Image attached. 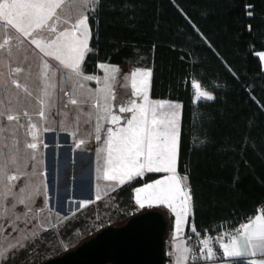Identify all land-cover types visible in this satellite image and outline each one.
<instances>
[{"label":"trees","instance_id":"1","mask_svg":"<svg viewBox=\"0 0 264 264\" xmlns=\"http://www.w3.org/2000/svg\"><path fill=\"white\" fill-rule=\"evenodd\" d=\"M87 16L83 72L95 73L100 61L149 67L150 96L181 102L176 170L191 189L195 227L235 226L264 205V0H99ZM193 80L213 99L193 102ZM154 176L125 182L96 220L57 233L48 227L32 242V255H10L2 264L37 263L121 223L145 208L135 209L132 188ZM153 207L170 237L172 214Z\"/></svg>","mask_w":264,"mask_h":264},{"label":"snow or ice","instance_id":"2","mask_svg":"<svg viewBox=\"0 0 264 264\" xmlns=\"http://www.w3.org/2000/svg\"><path fill=\"white\" fill-rule=\"evenodd\" d=\"M88 5H91V10H95V6L99 4V0H85ZM73 0H3L0 3V32L4 38L0 42V50H6L11 55V48L6 47L10 44L11 37L7 35L8 30H15L24 37H31L33 33H38L44 29H48L52 33H58L54 39L45 43L39 38H33L31 43L34 44L41 53L46 57H52L59 62V67L56 71L60 72L65 80L69 81L73 92L75 89L83 88V81L92 80V76H84L81 64L85 54L90 51L88 41L90 39L91 30L87 27L88 16L83 15L79 18L72 16ZM67 8L68 15L65 16ZM51 22V23H50ZM63 22L69 27L58 31V25ZM104 69L106 76L104 78V88L99 92L103 96L104 103L99 100L92 106L94 108H102L103 114L97 115V119L110 121L111 124L117 125L120 122V117L112 114L111 101L115 100V94L112 91L111 81L115 80V73L118 69L101 64L99 66ZM50 65L44 62V71L42 77L45 81L43 87L44 104L48 99V69ZM24 72V68L16 67L10 69V74L13 77L16 74ZM151 72H140L139 70L131 74V88L137 94H141V98L145 101L144 105H137L135 101L129 106H121L120 112H134L127 122L126 127H120L118 130L113 128L106 129L107 136L104 139L105 147L101 150L104 153L102 157L103 163L97 168V181H115L118 184H124L136 177H141L145 172H163L170 175L163 179L155 181V183L147 184L143 188L137 189L136 203L140 208L145 207L147 203L151 206L153 203L167 204L176 215V235L179 237L181 225L187 224L188 217L191 215V189L184 181L186 177L181 178L176 175V161L178 149V131L176 127V112H160L157 110L165 107L164 103L149 104L146 89L148 78ZM138 77L143 79L138 80ZM100 83V80H97ZM11 83L17 89H22L27 92V87L22 86L15 78ZM194 95L197 100L201 98L213 99L211 95L201 90L199 83H193ZM67 94V93H66ZM31 95V93H28ZM78 103H90V98L78 102L73 96H69V104L77 105ZM67 106V105H66ZM169 109H179L180 105H169ZM21 115L28 117L27 111L21 113H0L6 121H16L19 123ZM39 116L43 119L45 111L39 112ZM47 127L43 131H49ZM97 132L100 131L97 125ZM37 124L32 123L30 118L27 126V135L31 140L25 141V148L37 150L38 143ZM100 140L99 135L96 136ZM18 143V142H17ZM85 143L84 140H79L76 144L80 147ZM46 147V145H45ZM7 150V145L3 146ZM8 160L15 163V159L10 155V150L4 152ZM100 156V152H98ZM31 159L35 160V152L31 154ZM17 174H9V181H16ZM8 192L14 185H7ZM96 199L102 198L100 186L97 184ZM112 190H115L114 188ZM24 189H21L23 192ZM5 193L4 195H6ZM41 194L39 187H33L31 194L19 199V203L25 204L28 211H32L29 206L34 195ZM106 194V192L104 193ZM178 202V206H177ZM88 202L81 201L82 206H86ZM43 211V208L39 209ZM192 231L196 232L194 224ZM198 235V234H197ZM227 238V242H221ZM216 242L220 243L221 258L230 259L233 264H257L252 257L260 256L262 259L259 264H264V214H257L254 218L249 219L246 223L240 225L234 232L223 233L215 238ZM202 250L201 258L205 260H214L216 256L213 249V238H206L200 241ZM177 260L176 264H189V261H196L197 256L187 247L186 241L177 245ZM248 257L247 261L244 260ZM4 254L0 253V259H3Z\"/></svg>","mask_w":264,"mask_h":264},{"label":"rangeland","instance_id":"3","mask_svg":"<svg viewBox=\"0 0 264 264\" xmlns=\"http://www.w3.org/2000/svg\"><path fill=\"white\" fill-rule=\"evenodd\" d=\"M0 3H3V0H0ZM71 7L73 9V18H79L87 15V11L91 6L85 0H73ZM64 15H68L67 8L65 9ZM66 27H69V25L61 22L58 25V31ZM87 27L89 28L88 21ZM56 34L58 33H52L48 29H44L38 33H33L31 37H24L15 30L9 29L7 35L11 37V41L6 47L11 48V55L6 50H0V113H6L8 111L21 114L27 111L28 113L27 118L21 115L19 123L16 121L9 122L4 120L3 117H0V253H3L5 258L10 255H20L21 253L23 256L28 257L35 252L37 245L36 243L32 244V242H34L35 237L41 231L49 227V229L57 233L63 226H77L80 223L96 220L105 206L115 203V196H109L99 204L87 205L76 213L69 214L66 218L55 224H51L53 220L50 218L53 216L48 215L49 217H44L47 215L45 211L47 208L46 192L48 185L51 183V176L49 169L44 166L47 148L45 150L43 146L47 144L43 141V128H50L53 125L67 127L69 126V119L72 117V124L78 132L81 131L80 128L82 126L79 118L74 119L80 109L76 105L69 103L67 106L64 105V95L58 92L59 78L63 77L60 72L56 71L59 67V62L52 57L44 56L31 43L33 38H39L47 43L54 39ZM3 38L4 35L0 32V42H2ZM259 54L264 61V51H261ZM45 61L50 65L48 69L49 78L47 80L49 96L45 103L42 104L41 100L44 96L43 87L45 83L42 72L44 71ZM16 67L24 68V72L16 74L13 77L10 74V69H15ZM13 78L22 86H26L27 92L15 88L11 83ZM193 83L199 82L193 80ZM201 90L211 96L213 95L210 90L204 88L202 85ZM28 93H31V95H28ZM192 98L193 102L197 101L194 95V89ZM169 105H180L181 107V102L174 99L168 100L167 106ZM42 108L45 111V117L43 119L39 116ZM171 111H175L177 114L176 127L179 132L180 108L169 109L168 107V112ZM84 114L85 111L83 109V117H85ZM29 118L32 123L37 124V129L39 130V147L37 150L25 148V141L31 140V137L27 135ZM55 121L60 123H55ZM4 145H7V150H10V155L15 159V163L8 160V157L4 154L7 151L3 148ZM33 152H35V160L31 159ZM17 170L19 178L16 181H9L8 175L17 174ZM9 184L14 185L10 192H8L6 187ZM33 187H39L41 194L34 195L29 204L32 209L30 212L25 204L19 203V199L30 195ZM21 189H24V191L21 192ZM5 193L7 194L4 195ZM40 199L42 204L41 202H37ZM41 208H43V211H39ZM259 208L264 209V205H260ZM174 222H176V218ZM174 234H176V228H174ZM168 245L167 243L164 264H168ZM62 246L65 247L66 245L63 243ZM5 258L0 259V264H2Z\"/></svg>","mask_w":264,"mask_h":264},{"label":"crops","instance_id":"4","mask_svg":"<svg viewBox=\"0 0 264 264\" xmlns=\"http://www.w3.org/2000/svg\"><path fill=\"white\" fill-rule=\"evenodd\" d=\"M104 64L106 66L118 69V72L115 73V80L111 81L112 83V91L115 94L116 99L111 101L112 105V114L120 117V122L117 125H113L110 121H105L103 119H97V115L103 114V109L94 108L92 105L96 103L97 100L101 104L104 103L103 96L100 94L99 90L104 88V78L106 76V72L104 69H101L99 66ZM97 71L95 73H85L84 76H96L97 80L101 82L98 83L97 80H85L83 81L84 87L76 88L75 92H73L72 86L69 81L65 80L64 77L59 78V89L58 92L64 95V105H68L69 96H73L80 101H84L90 98V103H78L76 105L78 110L77 116L74 119H80V124L82 125L80 128V132L76 130L73 126L72 118L69 119V126L62 127L59 125H53L50 127L49 131H43V141L46 143L45 160L44 166L49 169L51 176V183L48 185V190L46 192L47 196V215L44 217L53 216V222L51 224H55L66 218L71 213H76L80 209L85 206H82L81 201L88 202L87 205H95L107 199L109 196L113 197L116 194L119 186L118 182L115 181H97V168L103 163L102 157L104 153L101 151L104 147V139L107 136L106 129L113 128L114 130H118L120 127H126V122L135 115L134 112H120L119 108L121 106H129L131 102L135 101L137 105H144L145 101L141 98V94H137L134 89L131 88V74L137 70L140 72H147L151 69L149 67H141V66H128L123 67L116 63H109L100 61L97 64ZM151 77V76H150ZM150 77L148 78V83L146 91L148 96L149 104H158L164 103L165 107L163 109H158V115L160 112H168V100L167 98H153L150 96ZM138 80L143 79V77H138ZM65 90V91H64ZM67 93V94H66ZM95 100V102H93ZM65 101H67L65 103ZM83 109L85 114L83 117L82 112ZM87 116V117H86ZM82 119V120H81ZM55 123H60L55 121ZM97 125H99L100 131L97 132ZM99 135L101 137L100 140L96 139V136ZM95 138V141H91V138ZM76 138H82L85 143L80 147H73V141ZM98 152H100V156H98ZM154 173L155 176L135 185L132 188V197L135 204V209H139L140 207L136 203V192L137 189L145 187L147 184L155 183V181L163 179L168 176V173H157V172H145ZM143 175V176H144ZM176 175L184 178L185 175L180 174L176 170ZM142 177V176H141ZM135 179V178H134ZM131 181V180H130ZM129 182V181H126ZM187 185V179L184 182ZM97 184L100 186V192L102 198L97 200ZM115 190H112V189ZM106 192V194H104ZM38 203L42 201L41 199L37 201ZM45 205V203H44ZM43 205V206H44ZM151 206H162L168 210L169 213L172 214V228L170 230L171 235L170 240L168 241V264H176L177 260V245L183 241H186L183 237L184 226H187L192 221V209L191 215L188 217L187 224L181 225V232L179 237L174 234L175 227V218L176 215L172 211L171 208L168 207L167 204H158L153 203ZM178 206V202H177ZM145 207H149L146 203ZM55 214V215H54ZM257 214H264V209L257 207V209L244 221L240 223V225L246 223L249 219L254 218ZM49 215V216H48ZM167 245V244H165ZM188 247V246H187ZM221 251L214 252L216 259L214 260H205V264H232V260L221 258ZM248 257H245L244 260L247 261ZM251 259H255L257 264H259L262 259L259 255L256 257H252Z\"/></svg>","mask_w":264,"mask_h":264},{"label":"water","instance_id":"5","mask_svg":"<svg viewBox=\"0 0 264 264\" xmlns=\"http://www.w3.org/2000/svg\"><path fill=\"white\" fill-rule=\"evenodd\" d=\"M166 225L161 210L145 207L34 264H164Z\"/></svg>","mask_w":264,"mask_h":264},{"label":"built area","instance_id":"6","mask_svg":"<svg viewBox=\"0 0 264 264\" xmlns=\"http://www.w3.org/2000/svg\"><path fill=\"white\" fill-rule=\"evenodd\" d=\"M93 80L96 81L97 77L92 76ZM95 102V100L93 101ZM79 140H83L82 138H76L73 141V147H76V144ZM91 141H95V138H91ZM193 221H191L187 226H185L184 231H183V237L186 240L188 248L192 250L193 253L196 254L198 257L196 261H189V264H205V260L201 258L200 252L202 250V245L200 244V241L206 238H213V249L214 252H219L221 250L220 248V243L221 242H227V238H225L221 242H216L215 238L221 236L223 233H228V232H234L236 228L240 226V223H238L235 226H230L227 221H223L220 223V227L217 230H207V229H199L195 227L196 232L192 231V225ZM195 226V225H194ZM198 234V235H197ZM170 238L165 237L164 238V243L167 244ZM166 251V250H165Z\"/></svg>","mask_w":264,"mask_h":264}]
</instances>
